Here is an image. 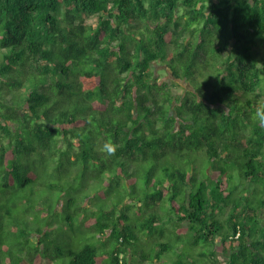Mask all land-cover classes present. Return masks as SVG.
I'll use <instances>...</instances> for the list:
<instances>
[{
  "label": "trees",
  "instance_id": "16d2710c",
  "mask_svg": "<svg viewBox=\"0 0 264 264\" xmlns=\"http://www.w3.org/2000/svg\"><path fill=\"white\" fill-rule=\"evenodd\" d=\"M258 104L264 0H0V264H264Z\"/></svg>",
  "mask_w": 264,
  "mask_h": 264
},
{
  "label": "rangeland",
  "instance_id": "374dc122",
  "mask_svg": "<svg viewBox=\"0 0 264 264\" xmlns=\"http://www.w3.org/2000/svg\"><path fill=\"white\" fill-rule=\"evenodd\" d=\"M163 68L164 67H162V66H157V69L158 70H161ZM181 86H182V88L179 87V86L176 87V92H177L176 94L182 93L184 91V89L186 90V89H190L191 88V86L188 85V84H186V83H185V86H183L182 84H181ZM45 195H48V196L41 198V197H38L36 194H31L30 197H28L26 199L19 200L17 202V207L18 208H22L25 211L31 212L33 210V203L34 202H38L41 199L40 207L42 209V212H45V214H47L46 218H44L43 220H44V222L49 223L52 219H54L52 217V209H53V207H50V202L49 201H51L52 204H54V202L56 200V197H57V194L51 193V192L45 190ZM44 198L46 200V203L44 202ZM27 208H30V209H27ZM54 215H55V219L57 218L58 221L59 220L61 221V223L59 222V224H58L60 229H62V227H63L62 225L63 224H64V227L68 228L67 229V232H62L61 235H60L62 241H64V240L65 241H72L73 244H75L74 242L77 241V239H75L76 236L77 237H80L81 236V233H78L76 235L77 229H74V227L75 228L77 227L78 223L76 221H74V223L72 225L65 224L62 221V218H61L60 215H58V214H54ZM18 216L22 217L23 214H18ZM163 217H164V215H163ZM40 221L41 220H39V219L38 220H33V221L30 222V224H31L30 226L31 227H37L38 224L40 223ZM44 222L41 221L42 224ZM166 225L169 226L167 223H166ZM82 235H84V234H82ZM56 236H57V233L56 232H53L52 237H50V238H55ZM7 239H9V237H7ZM61 245H62L61 246V248H62L61 249V253H67V251L69 249V245H65L64 243H62ZM54 248H55L54 246L51 247V248H49L48 255L51 256V257H55L56 255H59V264L60 263L63 264V263H65V262H67L69 260L68 258H64V262H63V257L64 256L61 253L55 251ZM14 251H16V252L18 251L19 252V248L16 247L14 249ZM219 256L221 258L222 264H225L226 263V259L223 256H221V255H219ZM162 260H163L164 264H171L172 261H173L172 260V256H170V255L163 256L162 257Z\"/></svg>",
  "mask_w": 264,
  "mask_h": 264
},
{
  "label": "clouds",
  "instance_id": "9594fccd",
  "mask_svg": "<svg viewBox=\"0 0 264 264\" xmlns=\"http://www.w3.org/2000/svg\"><path fill=\"white\" fill-rule=\"evenodd\" d=\"M228 111L229 109L227 108L225 112ZM252 120L256 122L259 125V127L264 128V104H258L255 107L254 113L252 115ZM117 150H118V145L115 144L111 139L105 141L100 149V151L105 153L107 156L115 155Z\"/></svg>",
  "mask_w": 264,
  "mask_h": 264
}]
</instances>
